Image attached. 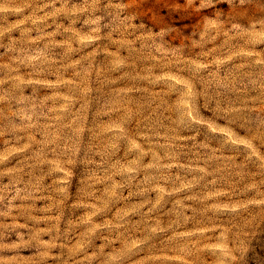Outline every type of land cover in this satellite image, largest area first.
<instances>
[{"label":"rangeland","instance_id":"1","mask_svg":"<svg viewBox=\"0 0 264 264\" xmlns=\"http://www.w3.org/2000/svg\"><path fill=\"white\" fill-rule=\"evenodd\" d=\"M200 4L0 0V264H264V0Z\"/></svg>","mask_w":264,"mask_h":264},{"label":"clouds","instance_id":"2","mask_svg":"<svg viewBox=\"0 0 264 264\" xmlns=\"http://www.w3.org/2000/svg\"><path fill=\"white\" fill-rule=\"evenodd\" d=\"M221 2H226L228 4H232L233 3V0H221ZM194 3V0H188V4L191 5ZM239 3L240 4H244L245 3V0H239ZM211 5V0H201V4H200V7L203 8V7H208ZM194 102V100H193Z\"/></svg>","mask_w":264,"mask_h":264}]
</instances>
